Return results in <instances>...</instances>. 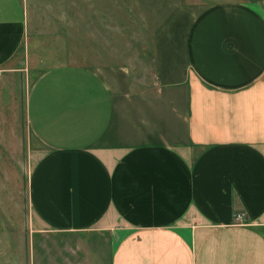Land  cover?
Instances as JSON below:
<instances>
[{"label":"crops","instance_id":"0c3cea01","mask_svg":"<svg viewBox=\"0 0 264 264\" xmlns=\"http://www.w3.org/2000/svg\"><path fill=\"white\" fill-rule=\"evenodd\" d=\"M116 1L135 41L77 1L0 0V72L41 71L35 232L107 238L109 264H264V1Z\"/></svg>","mask_w":264,"mask_h":264},{"label":"rangeland","instance_id":"374dc122","mask_svg":"<svg viewBox=\"0 0 264 264\" xmlns=\"http://www.w3.org/2000/svg\"><path fill=\"white\" fill-rule=\"evenodd\" d=\"M72 1L83 6L85 26L98 14L104 15L102 10H105L115 16L116 34L131 25L129 42L140 36L116 0H27L30 5L36 4L37 12L49 14L52 8L58 16L60 9L65 12ZM188 1L213 5L264 0ZM68 16L75 20L71 12ZM40 73L39 70L17 74L0 72V264H109L107 238L75 233L40 234L34 230L28 182L45 147L29 130L25 104Z\"/></svg>","mask_w":264,"mask_h":264},{"label":"built area","instance_id":"2783aa9c","mask_svg":"<svg viewBox=\"0 0 264 264\" xmlns=\"http://www.w3.org/2000/svg\"><path fill=\"white\" fill-rule=\"evenodd\" d=\"M235 222L238 223L239 225H247L246 223V217L244 213H239L235 216Z\"/></svg>","mask_w":264,"mask_h":264}]
</instances>
